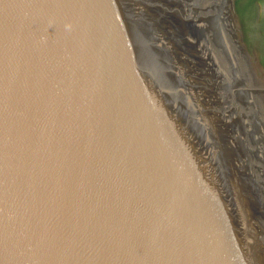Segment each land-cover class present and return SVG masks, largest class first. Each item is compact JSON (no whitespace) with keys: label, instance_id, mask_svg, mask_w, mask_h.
<instances>
[{"label":"water","instance_id":"obj_1","mask_svg":"<svg viewBox=\"0 0 264 264\" xmlns=\"http://www.w3.org/2000/svg\"><path fill=\"white\" fill-rule=\"evenodd\" d=\"M235 2L0 0V264H264Z\"/></svg>","mask_w":264,"mask_h":264},{"label":"flooded vegetation","instance_id":"obj_2","mask_svg":"<svg viewBox=\"0 0 264 264\" xmlns=\"http://www.w3.org/2000/svg\"><path fill=\"white\" fill-rule=\"evenodd\" d=\"M257 1L258 0H236L235 3L245 44L247 45L249 51H254L258 55L259 48L255 45L257 35L252 25L255 13L258 9V3H256Z\"/></svg>","mask_w":264,"mask_h":264},{"label":"rangeland","instance_id":"obj_3","mask_svg":"<svg viewBox=\"0 0 264 264\" xmlns=\"http://www.w3.org/2000/svg\"><path fill=\"white\" fill-rule=\"evenodd\" d=\"M257 9V20L256 22L261 25V29L258 31V35L262 38L260 39V49L258 50L259 62L264 68V0H258Z\"/></svg>","mask_w":264,"mask_h":264}]
</instances>
